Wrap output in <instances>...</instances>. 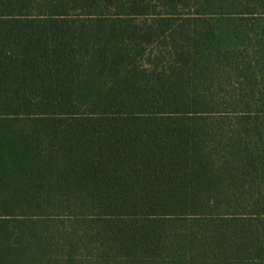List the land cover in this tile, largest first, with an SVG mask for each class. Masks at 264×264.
I'll use <instances>...</instances> for the list:
<instances>
[{
    "label": "trees",
    "instance_id": "16d2710c",
    "mask_svg": "<svg viewBox=\"0 0 264 264\" xmlns=\"http://www.w3.org/2000/svg\"><path fill=\"white\" fill-rule=\"evenodd\" d=\"M0 264H264V0H0Z\"/></svg>",
    "mask_w": 264,
    "mask_h": 264
}]
</instances>
